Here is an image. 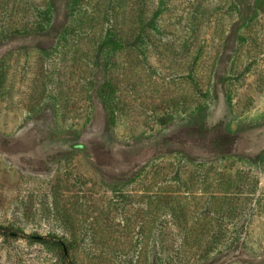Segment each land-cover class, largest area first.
I'll list each match as a JSON object with an SVG mask.
<instances>
[{"label":"rangeland","instance_id":"rangeland-1","mask_svg":"<svg viewBox=\"0 0 264 264\" xmlns=\"http://www.w3.org/2000/svg\"><path fill=\"white\" fill-rule=\"evenodd\" d=\"M0 225L71 261L0 264H264V0H0Z\"/></svg>","mask_w":264,"mask_h":264},{"label":"trees","instance_id":"trees-1","mask_svg":"<svg viewBox=\"0 0 264 264\" xmlns=\"http://www.w3.org/2000/svg\"><path fill=\"white\" fill-rule=\"evenodd\" d=\"M114 36L117 39L116 33L114 34ZM108 40H112L111 36L108 37ZM229 138H230L229 135H227V136L222 135L218 139L219 143H217L216 145H218V146L224 145V141L228 140ZM0 236L5 237V238H17L19 236H24V238L30 239L31 241L36 242V243H40L42 245L52 244L55 247H58L61 250H63L65 263H66V261L71 262L70 259H69L68 254H67V246L61 240H58V239H54L53 240V239H48V238L41 237V236L39 237V236L25 235L24 233H22L19 230H15L12 227L2 226V225H0ZM72 264H74V263H72Z\"/></svg>","mask_w":264,"mask_h":264}]
</instances>
